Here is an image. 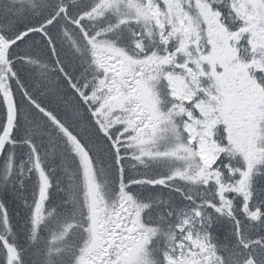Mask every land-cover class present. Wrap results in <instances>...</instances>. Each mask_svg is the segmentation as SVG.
Wrapping results in <instances>:
<instances>
[{"label":"snow or ice","instance_id":"6c2138e0","mask_svg":"<svg viewBox=\"0 0 264 264\" xmlns=\"http://www.w3.org/2000/svg\"><path fill=\"white\" fill-rule=\"evenodd\" d=\"M0 264H264V0H0Z\"/></svg>","mask_w":264,"mask_h":264}]
</instances>
